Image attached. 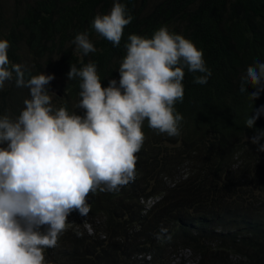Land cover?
<instances>
[{"label": "trees", "instance_id": "obj_1", "mask_svg": "<svg viewBox=\"0 0 264 264\" xmlns=\"http://www.w3.org/2000/svg\"><path fill=\"white\" fill-rule=\"evenodd\" d=\"M133 17L119 46L92 27L114 0H0V40L9 42L11 64L25 79L53 75L47 86L53 106L83 116L80 78L67 79L71 65L94 63L102 87L119 82V66L132 34L152 38L161 27L183 35L203 52L211 76L184 68L180 135L149 128L136 153L135 180L115 192L88 196L90 212L73 211L58 245L44 251L45 264H173L180 251L190 264H264V111L252 128L246 120L264 109V91L241 78L264 63V0H120ZM87 33L96 51L85 55L73 43ZM264 86V81H261ZM30 98L15 80L0 89V115L15 120ZM46 230L41 228V231Z\"/></svg>", "mask_w": 264, "mask_h": 264}, {"label": "clouds", "instance_id": "obj_2", "mask_svg": "<svg viewBox=\"0 0 264 264\" xmlns=\"http://www.w3.org/2000/svg\"><path fill=\"white\" fill-rule=\"evenodd\" d=\"M126 12V5L114 0L110 13L97 15L92 27L119 46L133 19ZM128 41L118 84L112 79L102 87L94 63L70 66L67 79L82 81L77 105L84 110L81 116L54 108L47 88L54 76L42 73L26 80L22 65H10L9 42L0 40V89L15 80L30 95L15 120L0 115V264H45L44 251L58 245L68 216L73 211L89 214L91 193L119 191L133 182L145 121L169 137L181 134L183 116L175 113L174 105L184 98L185 67L200 73L194 83L208 82L211 71L203 52L166 27L152 38L132 34ZM73 43L85 55L96 51L87 33L77 34ZM261 81L264 63L256 61L241 78L239 91L251 85L254 100L264 91ZM261 111L246 120L248 128ZM261 138L264 132L251 142L259 145Z\"/></svg>", "mask_w": 264, "mask_h": 264}, {"label": "rangeland", "instance_id": "obj_3", "mask_svg": "<svg viewBox=\"0 0 264 264\" xmlns=\"http://www.w3.org/2000/svg\"><path fill=\"white\" fill-rule=\"evenodd\" d=\"M5 3L8 7L11 5V0H1ZM67 224H71V220L68 219ZM173 264H190V259L188 253L186 251H180L178 256L172 262Z\"/></svg>", "mask_w": 264, "mask_h": 264}]
</instances>
